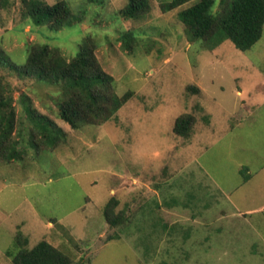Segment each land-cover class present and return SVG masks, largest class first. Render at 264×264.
I'll use <instances>...</instances> for the list:
<instances>
[{"label":"rangeland","instance_id":"374dc122","mask_svg":"<svg viewBox=\"0 0 264 264\" xmlns=\"http://www.w3.org/2000/svg\"><path fill=\"white\" fill-rule=\"evenodd\" d=\"M20 1L0 0V49L12 63L37 44L70 60L87 40L116 94L133 95L113 119L72 130L58 117V87L0 67L20 153L0 157V264H12L19 232L28 248L45 240L72 264H264V26L245 53L229 41L209 51L179 19L198 0L167 13L171 0H150L137 21L120 16L127 0H41L81 19L57 32L25 20ZM222 7L215 0L211 15ZM130 31L128 50L120 37ZM21 95L64 141L45 148L32 136ZM184 114L195 118L186 138L172 132ZM106 210L124 222L109 227Z\"/></svg>","mask_w":264,"mask_h":264},{"label":"trees","instance_id":"16d2710c","mask_svg":"<svg viewBox=\"0 0 264 264\" xmlns=\"http://www.w3.org/2000/svg\"><path fill=\"white\" fill-rule=\"evenodd\" d=\"M190 0H171L161 4L163 13L176 9ZM22 17L32 25L45 26L52 32L70 27L80 22L64 1L47 5L41 0H21ZM215 0H198L193 6L179 13L189 42L201 43L205 49L214 50L224 41H229L240 52L249 51L262 36L264 26V0H222V9L217 15L210 10ZM151 11L150 0H127L120 11L125 20L143 19ZM120 40L123 47L131 49L136 42L133 32H125ZM84 40L75 57L67 60L58 49L47 45H30L24 65L12 63L0 49V67L12 72L21 79H33L39 83L58 87L62 95L58 117L72 130L84 126H99L113 119L115 114L131 98L127 92L118 96L114 89L113 78L107 75L97 63L93 50ZM125 48V49H126ZM0 76V157L11 161L20 159V153L9 143L10 134L15 125L14 97ZM198 93L197 87L188 88ZM20 103L33 125V135L39 136L45 148H54L66 139V133L52 120L42 116L29 103L28 97L21 95ZM195 123L191 114H184L174 121V135L186 138ZM33 149L36 142H30ZM44 148V147H43ZM44 148V150H45ZM104 219L109 227L115 228L124 222L122 214L113 216L108 210ZM17 253L12 257V264H72V260L62 251L45 240L28 248V239L20 234L16 236Z\"/></svg>","mask_w":264,"mask_h":264}]
</instances>
